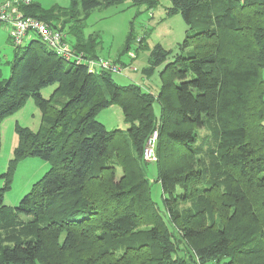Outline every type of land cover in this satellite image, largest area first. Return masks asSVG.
Here are the masks:
<instances>
[{"label":"trees","instance_id":"obj_1","mask_svg":"<svg viewBox=\"0 0 264 264\" xmlns=\"http://www.w3.org/2000/svg\"><path fill=\"white\" fill-rule=\"evenodd\" d=\"M69 1L21 8L98 58L99 40L83 34L84 21L93 9L123 0ZM158 1L131 0L147 10ZM169 1L166 13H180L188 26L179 46L188 52L169 60V50L152 47L149 71L164 64L156 94L134 82L117 85L108 71L90 73L38 38L14 47L10 76L0 74V122L33 96L41 125H15L13 157L0 173V229L12 242L0 248V264H264V0ZM51 84V96L42 97L39 90ZM112 104L126 129L109 130L96 119ZM155 130L157 158L150 162L163 210L151 200L142 150ZM214 143L218 176L196 169L211 155L202 146ZM27 156L49 168L18 204L5 206L14 166ZM201 176L208 177L198 190ZM178 199L193 206L175 212ZM20 215L28 220L17 221Z\"/></svg>","mask_w":264,"mask_h":264},{"label":"rangeland","instance_id":"obj_2","mask_svg":"<svg viewBox=\"0 0 264 264\" xmlns=\"http://www.w3.org/2000/svg\"><path fill=\"white\" fill-rule=\"evenodd\" d=\"M32 3L40 6L42 9H50L54 6L68 7L69 0H32ZM170 6L169 0H159L155 7L147 10L148 8L144 4L134 5L131 0H123L120 3L107 6L105 8H95L92 12H89V16L85 19L83 24V34L85 36L95 35L99 40V46L97 54L99 57L107 59H115L121 65L131 64L136 68L132 70L125 68L122 72L113 73L112 81L121 86H125L131 83L139 84L145 90H150L153 94H156L160 88V79L158 71H160L164 64L154 67L149 71L150 67L146 61L149 56V51L156 44H160L165 50H169V60L176 54H186L188 49L180 50L179 46L185 37V33L188 30V26L183 21L180 13L168 15L166 13ZM7 24L0 23V74L2 78H8L10 76L12 62L15 54H18V50L15 51L14 45L9 41V30ZM198 28L192 29L194 32ZM191 31V30H190ZM33 39H37L38 36L35 33H31ZM136 38L141 39V42H136ZM39 39V38H38ZM72 41H70L71 43ZM27 43L25 40L24 44ZM73 44V43H71ZM260 76L264 81V69L261 70ZM56 88V84H51L42 87L39 91L44 98H49L53 93V89ZM264 94V93H263ZM33 96H29L18 110L13 114L4 117L0 122V173L7 170L8 163L13 157V149L16 146L17 135L15 132V125L19 124L20 127H28L33 131L37 130L41 125L39 108L34 104ZM160 106L158 102L153 103V111L156 115L159 114ZM96 119L104 124L107 129H126L123 121V115L121 108L117 104H112L100 112H97ZM208 124L197 135V143L204 142V135L210 133L211 126ZM210 137V136H208ZM213 142V139H212ZM214 144H205L203 149L209 151L211 155H206L199 161V165H196V169L200 172L204 167H208L209 172L213 176H218L221 172L216 171L213 151L215 150ZM197 163V162H196ZM49 162L39 157L27 156L20 159L16 166H14L12 181L10 188L4 193L3 201L5 206L14 207L18 204L22 196L30 190L32 184L40 178L45 171L49 168ZM118 172L120 170L118 169ZM145 172L150 180V196L151 200L163 210L164 204L162 199L161 185L157 180V168L155 162H148ZM228 176L229 174L226 173ZM231 174H236L231 172ZM226 175V176H227ZM197 189L200 190L205 184L208 176H201ZM3 181L0 180V186ZM223 188V187H222ZM181 193V192H180ZM173 210L180 213L181 210L193 206L188 201L178 199L177 203L173 204ZM17 221H27L28 218L23 215L17 217ZM146 230V227H139L138 230ZM10 234L6 229H0V248H4L7 245H11L9 240ZM180 254L185 253L184 242L179 244ZM224 260L207 261L205 264H222ZM36 264H41L37 262Z\"/></svg>","mask_w":264,"mask_h":264},{"label":"built area","instance_id":"obj_3","mask_svg":"<svg viewBox=\"0 0 264 264\" xmlns=\"http://www.w3.org/2000/svg\"><path fill=\"white\" fill-rule=\"evenodd\" d=\"M32 0H0V23L7 24L9 30V41L14 47L24 45L25 40L33 39L31 33H35L39 39L48 49L52 50L57 56L63 59L73 61L75 65L83 64L86 66L88 72H104L111 73L122 72L126 67L118 65L107 58H88L84 56L83 52L77 51L73 48L67 35L59 27H51L48 23L41 21L39 18L27 15L21 7L27 6ZM135 70V67L128 66ZM157 131H153L152 135L145 145L143 150V157L149 161L156 160V153L154 142Z\"/></svg>","mask_w":264,"mask_h":264}]
</instances>
